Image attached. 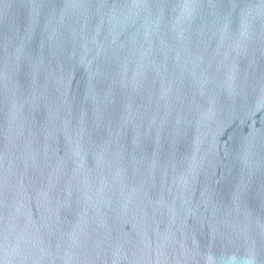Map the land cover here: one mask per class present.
Here are the masks:
<instances>
[{"label":"water","instance_id":"1","mask_svg":"<svg viewBox=\"0 0 264 264\" xmlns=\"http://www.w3.org/2000/svg\"><path fill=\"white\" fill-rule=\"evenodd\" d=\"M0 264H264V0H0Z\"/></svg>","mask_w":264,"mask_h":264}]
</instances>
